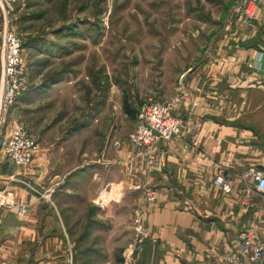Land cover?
I'll return each mask as SVG.
<instances>
[{"label": "rangeland", "instance_id": "374dc122", "mask_svg": "<svg viewBox=\"0 0 264 264\" xmlns=\"http://www.w3.org/2000/svg\"><path fill=\"white\" fill-rule=\"evenodd\" d=\"M234 1L0 4V45L3 29L12 27L21 38L29 78L0 130V150L8 120L23 123L38 149L47 148L42 172L30 180L49 196L43 197L44 210L56 213L57 207L64 264H138L132 220L142 195L119 171L121 164L110 160V141L127 140L141 103L176 95L167 94L208 38L235 24ZM125 100L135 118L123 111ZM63 144L68 150L57 155ZM255 195L264 206V194Z\"/></svg>", "mask_w": 264, "mask_h": 264}, {"label": "crops", "instance_id": "0c3cea01", "mask_svg": "<svg viewBox=\"0 0 264 264\" xmlns=\"http://www.w3.org/2000/svg\"><path fill=\"white\" fill-rule=\"evenodd\" d=\"M258 1L253 22L223 26L208 38L175 91L167 94L185 98L174 111L180 133L152 148L163 156L158 171L148 173L147 154L127 140L110 146V160L138 186L139 198L143 188L155 190L153 203L139 204L152 240L135 251L138 264H237L242 229L251 226L264 240V206L245 176L249 167L264 170V0ZM14 121L8 120L5 133ZM43 148L25 166L0 150V264L67 262L57 207L56 213L44 210L43 193L29 187L45 162ZM57 149L62 156L68 150L64 144ZM218 168L231 180L229 193L213 182ZM245 188L250 194H240ZM21 205L25 212L18 215Z\"/></svg>", "mask_w": 264, "mask_h": 264}, {"label": "built area", "instance_id": "2783aa9c", "mask_svg": "<svg viewBox=\"0 0 264 264\" xmlns=\"http://www.w3.org/2000/svg\"><path fill=\"white\" fill-rule=\"evenodd\" d=\"M9 2L10 0H0ZM258 0H235L230 8L232 22L250 24L255 19V11L258 9ZM23 47L19 34L10 26L2 31L0 45V130L4 125V119L14 102L28 89L29 78L25 59L22 53ZM185 98V95L176 94L169 99H148L140 104L137 109L135 126L128 133L127 142L135 151L147 154V171L153 173L162 166L163 156L155 154L152 148L160 142H168L180 133L181 120L174 114L175 108ZM123 141L112 138L110 146L118 148ZM1 149L9 159L17 166L29 165L38 149L37 142L20 121H14L8 131L2 136ZM254 182L256 191L264 194V170L257 167H249L245 173ZM213 182L224 193L231 191V180L223 168H218ZM33 191L34 187L29 186ZM142 203L155 201V190L151 187L143 188ZM240 194H250L249 189L240 190ZM49 199L46 194L42 195ZM50 200V199H49ZM25 208L21 205L17 214L22 215ZM133 229L136 245L139 249L150 238L149 229L145 222V209L139 205L133 215ZM154 240V239H153ZM239 260L237 264H264V240L249 226L240 232L238 245Z\"/></svg>", "mask_w": 264, "mask_h": 264}, {"label": "trees", "instance_id": "16d2710c", "mask_svg": "<svg viewBox=\"0 0 264 264\" xmlns=\"http://www.w3.org/2000/svg\"><path fill=\"white\" fill-rule=\"evenodd\" d=\"M123 111L129 116L131 115V118H135V114H130L132 113V109L126 100L123 102Z\"/></svg>", "mask_w": 264, "mask_h": 264}]
</instances>
